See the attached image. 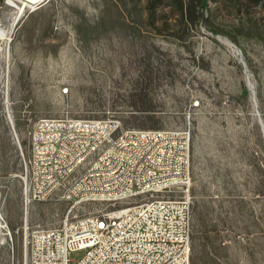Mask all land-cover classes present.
<instances>
[{
    "label": "rangeland",
    "instance_id": "rangeland-1",
    "mask_svg": "<svg viewBox=\"0 0 264 264\" xmlns=\"http://www.w3.org/2000/svg\"><path fill=\"white\" fill-rule=\"evenodd\" d=\"M43 1L0 0V264L69 207L25 206L20 177L34 121L65 115L189 126L190 264H264V0Z\"/></svg>",
    "mask_w": 264,
    "mask_h": 264
},
{
    "label": "built area",
    "instance_id": "built-area-1",
    "mask_svg": "<svg viewBox=\"0 0 264 264\" xmlns=\"http://www.w3.org/2000/svg\"><path fill=\"white\" fill-rule=\"evenodd\" d=\"M27 137L23 204L69 203L56 226L25 227L27 264H190L189 126L122 128L114 117L43 116ZM85 203L97 206L72 214Z\"/></svg>",
    "mask_w": 264,
    "mask_h": 264
},
{
    "label": "bare ground",
    "instance_id": "bare-ground-1",
    "mask_svg": "<svg viewBox=\"0 0 264 264\" xmlns=\"http://www.w3.org/2000/svg\"><path fill=\"white\" fill-rule=\"evenodd\" d=\"M16 1L18 0H7V3L11 6L17 7L18 13H20L23 11L24 7L27 6V3L24 2V5L22 6V5H17ZM5 37H6V32L0 29V38L5 39ZM2 227H3V224H1L0 222V228Z\"/></svg>",
    "mask_w": 264,
    "mask_h": 264
},
{
    "label": "water",
    "instance_id": "water-1",
    "mask_svg": "<svg viewBox=\"0 0 264 264\" xmlns=\"http://www.w3.org/2000/svg\"><path fill=\"white\" fill-rule=\"evenodd\" d=\"M46 0H44L43 2L39 3L38 5L35 6V8L41 6Z\"/></svg>",
    "mask_w": 264,
    "mask_h": 264
},
{
    "label": "trees",
    "instance_id": "trees-1",
    "mask_svg": "<svg viewBox=\"0 0 264 264\" xmlns=\"http://www.w3.org/2000/svg\"><path fill=\"white\" fill-rule=\"evenodd\" d=\"M203 1V4L205 5L206 4V0H202Z\"/></svg>",
    "mask_w": 264,
    "mask_h": 264
}]
</instances>
